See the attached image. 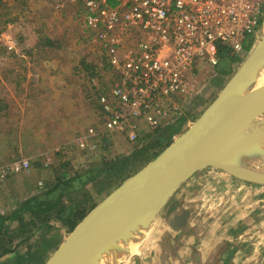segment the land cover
<instances>
[{
    "label": "rangeland",
    "instance_id": "rangeland-1",
    "mask_svg": "<svg viewBox=\"0 0 264 264\" xmlns=\"http://www.w3.org/2000/svg\"><path fill=\"white\" fill-rule=\"evenodd\" d=\"M249 43L251 50L237 55L239 61L233 64L234 73L249 56L257 39ZM107 75L106 63L87 38L77 7L66 6L58 11L47 0H0V105L3 109L0 112L3 150L0 166L21 159L31 164L29 173L11 176L0 186L1 214L10 216L31 196L43 194L62 163L70 162L71 169L79 172L97 166L104 158L131 154L136 144L122 138L121 145L113 147L106 157L104 153L79 154L74 147L79 133L98 123V88L106 85ZM196 77V93L183 99L184 116L188 118L182 133L201 116L230 79V76L224 77L222 84L215 68L196 72ZM20 107L26 109L24 114ZM6 147L11 148L7 151ZM251 186L264 190L262 186ZM86 188L93 192L91 185ZM7 225L18 234L17 223ZM50 225L52 229L42 231L30 226L26 236L33 235V239L24 243L21 237L14 239L15 251L3 256L0 264H17L18 257L24 256L30 247L37 250L45 243L50 245L68 237L61 224L51 221ZM148 238L149 235L142 248ZM141 250L136 254L141 255ZM136 254L117 263L129 264Z\"/></svg>",
    "mask_w": 264,
    "mask_h": 264
},
{
    "label": "built area",
    "instance_id": "built-area-1",
    "mask_svg": "<svg viewBox=\"0 0 264 264\" xmlns=\"http://www.w3.org/2000/svg\"><path fill=\"white\" fill-rule=\"evenodd\" d=\"M47 1L58 11L77 7L108 69L106 85L98 88V123L73 142L88 156L106 155L121 138L139 144L174 124L183 99L196 93V72L216 69L221 47L243 54L264 23V0ZM30 171L27 159L0 166V186Z\"/></svg>",
    "mask_w": 264,
    "mask_h": 264
},
{
    "label": "water",
    "instance_id": "water-1",
    "mask_svg": "<svg viewBox=\"0 0 264 264\" xmlns=\"http://www.w3.org/2000/svg\"><path fill=\"white\" fill-rule=\"evenodd\" d=\"M263 66L264 23L249 56L201 116L158 157L100 201L46 264H99L131 222L144 229L139 252L170 200L185 183L206 170L264 187L263 175L221 152L227 146L235 147L241 135L253 141L264 140V93L237 112Z\"/></svg>",
    "mask_w": 264,
    "mask_h": 264
},
{
    "label": "crops",
    "instance_id": "crops-1",
    "mask_svg": "<svg viewBox=\"0 0 264 264\" xmlns=\"http://www.w3.org/2000/svg\"><path fill=\"white\" fill-rule=\"evenodd\" d=\"M141 252L129 264H264L263 188L212 170L197 174L161 212Z\"/></svg>",
    "mask_w": 264,
    "mask_h": 264
},
{
    "label": "trees",
    "instance_id": "trees-1",
    "mask_svg": "<svg viewBox=\"0 0 264 264\" xmlns=\"http://www.w3.org/2000/svg\"><path fill=\"white\" fill-rule=\"evenodd\" d=\"M250 50L251 44L248 42L245 52ZM238 61L237 55L228 48L219 49V63L215 70L221 83L225 80L224 77L234 74L233 64ZM214 83L221 84L219 81ZM1 111L3 109L0 105ZM187 118L183 112L174 124L145 135L130 155L104 158L97 166L79 172L71 169L70 162L60 164L55 170L54 180L46 184L43 194L31 196L10 216L0 213V259L15 251L14 239L21 237L23 243L33 239V235L26 236L31 231L30 226L37 231L50 230L51 221H56L66 229L68 235L72 233L98 205L100 198L106 197L169 147L174 138L182 133ZM112 151L113 149L104 157ZM86 185H91L93 192ZM71 194L78 197L73 198ZM8 222L17 223L18 234L10 231ZM62 243V239H58L50 245L45 243L37 250L30 247L24 256L18 257L16 263L46 264Z\"/></svg>",
    "mask_w": 264,
    "mask_h": 264
},
{
    "label": "bare ground",
    "instance_id": "bare-ground-1",
    "mask_svg": "<svg viewBox=\"0 0 264 264\" xmlns=\"http://www.w3.org/2000/svg\"><path fill=\"white\" fill-rule=\"evenodd\" d=\"M264 93V66L259 73L257 83L254 88L246 95L238 105L239 113L250 102ZM225 155L246 166L260 175L264 176V140H250L244 136L237 137L235 147H225L221 150ZM138 227V226H137ZM144 234V229L136 228L135 223H130L123 229L121 235L114 241L113 247H110L101 258L99 264H118L121 258L132 255L134 256L139 248L140 241Z\"/></svg>",
    "mask_w": 264,
    "mask_h": 264
}]
</instances>
